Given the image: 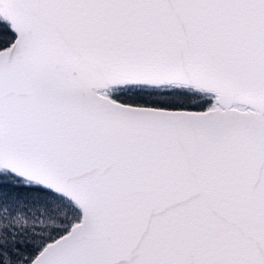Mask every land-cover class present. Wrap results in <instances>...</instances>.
<instances>
[{"label": "snow or ice", "instance_id": "obj_1", "mask_svg": "<svg viewBox=\"0 0 264 264\" xmlns=\"http://www.w3.org/2000/svg\"><path fill=\"white\" fill-rule=\"evenodd\" d=\"M0 264H264V0H0Z\"/></svg>", "mask_w": 264, "mask_h": 264}]
</instances>
